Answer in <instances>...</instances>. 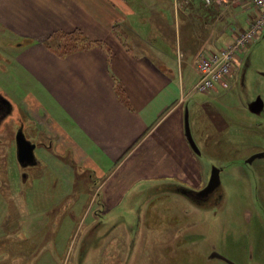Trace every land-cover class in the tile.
<instances>
[{"label":"crops","instance_id":"obj_1","mask_svg":"<svg viewBox=\"0 0 264 264\" xmlns=\"http://www.w3.org/2000/svg\"><path fill=\"white\" fill-rule=\"evenodd\" d=\"M255 17L250 0H0V25L24 42L13 68L31 78L33 105L100 180L98 209L110 211L99 235L119 214L171 199L163 189L202 186L205 169L185 134L194 62ZM75 31L99 44L64 57L46 46Z\"/></svg>","mask_w":264,"mask_h":264},{"label":"rangeland","instance_id":"obj_2","mask_svg":"<svg viewBox=\"0 0 264 264\" xmlns=\"http://www.w3.org/2000/svg\"><path fill=\"white\" fill-rule=\"evenodd\" d=\"M0 36L2 54L20 53L8 42H24L1 25ZM2 63L0 88L24 97L31 78ZM231 80L208 95L185 96L199 154L192 150L205 169L202 186L163 189L171 199L150 200L141 216L135 209L125 217L123 205L114 209L124 217L104 226L105 235L98 234L100 219L110 210L98 209L100 182L85 171L88 160L77 155L73 169L67 156L41 148L44 165L24 181L16 154H0V264H264V109L250 107L264 100V33L238 55ZM256 154L262 156L247 163ZM213 168L221 169V187L199 198Z\"/></svg>","mask_w":264,"mask_h":264},{"label":"flooded vegetation","instance_id":"obj_3","mask_svg":"<svg viewBox=\"0 0 264 264\" xmlns=\"http://www.w3.org/2000/svg\"><path fill=\"white\" fill-rule=\"evenodd\" d=\"M0 43L1 46H3L1 39ZM18 45L19 43L13 44V42H8V47H13V49H18ZM17 60V55L13 56L11 53L4 55L0 49V74L2 72L3 74L7 72V68L2 63V61L8 62L9 64L11 63L13 68V65ZM8 86L10 87L9 84ZM26 96L22 97L18 90L15 88L12 89V87L0 88V154H16L17 164H19L22 170L24 181L30 179V170L44 165V159L38 154V151L41 148L53 154V157L56 156L60 159L62 158V160L66 159L64 156H67L70 160L71 166L73 169H75V166H78V163H76L75 160V150L71 147H66V143H64L63 140V142H61L59 139H57V128L54 126L52 119L47 116V113L44 110H42L41 113L40 109H37L36 105H33L32 102L34 95L31 90L26 93ZM21 134H24L25 139L30 141L35 146L33 151L35 152V160H33L35 162L34 164H31L30 161L25 160L23 163L26 166H23L18 160V137ZM72 163H76V165ZM85 171L88 172L90 169ZM90 176L94 177V173H92ZM95 181L99 183L100 180L97 179ZM94 187L95 186L93 185V191H95V189L98 190L97 187H95V189ZM220 187L216 190V192L208 195L207 198L205 197L202 199L207 200L213 197L215 194H217ZM187 193L189 197H193V193Z\"/></svg>","mask_w":264,"mask_h":264},{"label":"built area","instance_id":"obj_4","mask_svg":"<svg viewBox=\"0 0 264 264\" xmlns=\"http://www.w3.org/2000/svg\"><path fill=\"white\" fill-rule=\"evenodd\" d=\"M204 1L207 4L211 2V0ZM250 2L256 14L255 19L250 23V28L239 32L233 44H225L223 48L212 54H201L197 57L195 69L199 79L191 92L207 95L216 91L218 86L226 88L238 55L247 44L257 41L264 33V0H250Z\"/></svg>","mask_w":264,"mask_h":264},{"label":"water","instance_id":"obj_5","mask_svg":"<svg viewBox=\"0 0 264 264\" xmlns=\"http://www.w3.org/2000/svg\"><path fill=\"white\" fill-rule=\"evenodd\" d=\"M250 107L254 113L262 112V110L264 109L263 98L262 97L257 98V100L254 101L250 105ZM185 122H186L185 134L187 135L189 145H191L192 149H194V151L199 154L198 147L197 145H195L193 135L191 134L188 112H186V115H185ZM18 141H19V147H18L17 153H18V160L20 164H22L23 166H26L23 163L25 160L30 161L31 164H34L35 162L33 160H35V152L33 151H34L35 146L30 141H27L25 139L24 134L19 135ZM261 156L262 154L253 155L252 158L247 161V163L251 164L254 160L260 158ZM220 177H221V169L213 168L210 178H209L210 180L209 183L207 184L206 188L199 191L198 197L207 198L208 195L216 192V190L222 184V179Z\"/></svg>","mask_w":264,"mask_h":264},{"label":"trees","instance_id":"obj_6","mask_svg":"<svg viewBox=\"0 0 264 264\" xmlns=\"http://www.w3.org/2000/svg\"><path fill=\"white\" fill-rule=\"evenodd\" d=\"M96 44L99 43L91 42L79 31L71 32L70 34L59 32L50 37L46 42V46L53 50L59 57H64L75 52H83V50H89Z\"/></svg>","mask_w":264,"mask_h":264}]
</instances>
